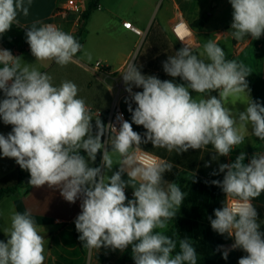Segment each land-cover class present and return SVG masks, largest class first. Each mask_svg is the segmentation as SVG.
<instances>
[{"label": "clouds", "instance_id": "obj_1", "mask_svg": "<svg viewBox=\"0 0 264 264\" xmlns=\"http://www.w3.org/2000/svg\"><path fill=\"white\" fill-rule=\"evenodd\" d=\"M31 2L0 0V35L18 24L19 15L29 14ZM229 2L231 37L259 39L264 34V0ZM26 38L36 61H54L61 67L73 62L82 49L73 35L38 20L27 28ZM85 55L91 60L90 53ZM163 70L183 83L144 75L129 63L122 76L125 91L136 104L133 110L126 98L132 123L121 114L117 129L97 118L93 134V117L85 100L78 98L74 82L53 86L51 75L0 49V90L5 97L0 100V118L12 126L7 136L0 134V153L29 172L31 186L58 188L69 203L82 198L74 224L83 247L124 251L131 246L135 264H197L196 248L187 237L179 240L177 252V241L164 233L185 199L177 183L164 179L173 164L147 153L141 159V145L151 143L177 154L211 145L213 160L227 157L244 143L249 126L255 137L264 140V105L249 97L246 77L251 70L242 62L227 60L214 39H208L199 54L193 53L190 42L185 43L163 62ZM133 87L143 90L134 92ZM214 91L218 96L211 95ZM242 95L247 97L245 110L230 109L229 101ZM133 123L143 126V136L133 130ZM105 133L109 139L102 142ZM101 151V166H90ZM114 155L119 169L109 177L106 172L114 166ZM245 157L240 152L234 162L219 165L223 179L211 183L222 189L226 199L222 208L214 210L215 219H209L213 231L234 240L231 249L246 253L238 264H264V232L253 204L264 193V154H254L247 164ZM125 173L127 180L122 179ZM127 187L133 189L130 200ZM10 219L5 230L8 239L0 241V264H44L45 237L31 213L13 212ZM223 258H228V251Z\"/></svg>", "mask_w": 264, "mask_h": 264}, {"label": "crops", "instance_id": "obj_2", "mask_svg": "<svg viewBox=\"0 0 264 264\" xmlns=\"http://www.w3.org/2000/svg\"><path fill=\"white\" fill-rule=\"evenodd\" d=\"M67 1L32 0L29 14L27 16L19 15L18 24L12 25L9 31L0 35V49L10 50L14 56L20 57L22 63L31 64L32 67L42 73L51 75L53 86H59L65 80L74 82L79 89L78 98L84 99L91 110L93 134L96 131L95 119H100V112H107L110 109L115 93V84L120 79L119 73L108 77L95 76L90 67L97 61H101L108 70L117 72L127 58L135 53V65L142 74L154 75L161 80H172L178 84L183 83L179 77H170L163 70V62L181 48L171 30L178 15H182L192 26L199 39L200 47L193 52L194 54H199L202 51L203 45L208 39H214L224 50L227 60L242 62L251 70V73L246 77L247 81L256 77L264 79V34L255 40L250 36L241 41L233 39L230 35L233 9L229 0H153L151 10L146 9V4L145 6L126 5L128 0H100L99 7L91 12L82 32L83 14L71 12L63 24L64 31L78 38L82 45V49L76 54L73 62L61 67L54 61H36L30 46L26 42L27 28L31 27L32 23L37 20L41 24L49 21L53 12L65 5ZM90 1L85 6L84 12L87 10ZM158 3L161 4V7L155 11ZM209 9H211L209 21L202 28L194 27L193 24ZM127 21L145 32L144 39L139 38L123 26V23ZM77 25L79 26L78 31ZM39 26L41 25H37V27ZM251 47H254L255 51L253 59L245 56ZM86 52L91 54V60L85 55ZM133 90L136 92L143 89L133 87ZM212 93L218 96V92ZM191 94L193 97L199 96L195 92ZM249 97L253 100L251 89ZM4 98L3 91L0 90V100ZM126 98L134 110L136 104L131 101L130 97ZM126 98L123 100V107L128 121L132 123V114L128 111ZM246 103L247 97L242 95L239 98H232L228 107L233 111L242 112L247 107ZM6 126L0 118V134H2L3 127L6 129ZM9 126L12 128L11 125ZM132 127L142 136L146 132L143 126H137L133 123ZM244 135L245 139L249 135L254 136L251 132V126L244 132ZM208 146L201 150L199 160L202 159L205 150L215 152L211 145ZM141 148L143 151L173 164L172 171L166 172L164 179L174 181L179 187L184 186L185 189L182 191L185 193V198L189 195V189L193 188L194 191L192 197L196 200L188 204L182 202L180 208L177 209L176 217L168 222L166 230L172 228L173 225L176 229L178 218H186L191 222L189 241L196 248L197 264L202 261L210 264H238L242 254L241 249H231L234 240L229 238L227 234L220 235L213 231L209 219V217L215 219L214 210L222 208L226 199V194L222 189L211 183L213 180L222 179L223 173L219 172V165L223 163L221 158L217 156L213 160L212 158L216 154L205 156L204 169L209 171L212 176L209 177V175L198 172L199 165H194V169H187L178 163V158H182V156L184 162H188L189 159L186 156L190 157L191 155L188 151L177 154L175 151L169 152L165 148H154L151 143L142 144ZM239 152L246 153L244 163L247 164L250 162V153L258 151H252L251 147L244 142L236 146V149L229 156H224L226 163H232L233 157L237 156ZM100 153L102 160L103 151ZM97 159L98 156H96L95 162L90 161V166L96 167ZM117 159L118 157L114 155V166L111 171L106 172L109 177L119 169V165H115ZM175 159L177 160L175 161ZM0 162L2 166L6 164L0 170V182L4 181L0 183V188L16 185L19 172L26 177L30 176L29 172L22 170L14 159L10 163L6 162V157H3L2 153H0ZM190 164L193 165V163ZM214 172L217 174L214 175ZM122 179H128L126 173L123 174ZM207 182L210 184L209 190L205 187ZM201 185H203V189L197 192ZM131 192H133L131 187L125 189L129 200L132 199L129 195ZM201 199L203 202L199 203ZM5 201H10L13 212L31 213L38 231L45 237L46 259L44 264H135L132 261L131 247L124 251L105 247L100 249L83 247V243L79 240L80 233L76 231L74 224L75 218L81 212L82 198H78L75 203H69L61 196L58 188H50L47 184L35 187L26 184L24 181L16 194L4 198L0 204L5 203ZM253 204L258 212V222L261 223L260 231L264 232V193L254 199ZM7 214H5L4 208L0 206V216H5V220L0 218V241L4 242L8 239L5 230L11 224V220L6 217ZM193 222L199 223L200 227L205 230L203 237H195ZM224 251H228L226 260L223 258Z\"/></svg>", "mask_w": 264, "mask_h": 264}, {"label": "built area", "instance_id": "obj_3", "mask_svg": "<svg viewBox=\"0 0 264 264\" xmlns=\"http://www.w3.org/2000/svg\"><path fill=\"white\" fill-rule=\"evenodd\" d=\"M88 2L89 0H68L65 5L57 8L53 12L49 21L42 23V25H52L64 31L63 24L66 22L68 15L71 12H76L80 15L84 14L85 6L87 5ZM123 26L127 28L128 30H130L135 35H137L139 38L144 39L146 35L145 32L139 29L138 27H136L135 25H133L131 22H128V21L124 22ZM76 29L78 31L79 26ZM171 30L175 38L179 42L181 48L184 47L185 43L187 42L191 43L193 52L196 51L200 47L199 39L197 38L192 26L183 18L182 15H178L175 18V21L172 24ZM135 61H136V54L134 53L127 58L123 66L117 72H112L108 70L107 67L104 66V64L101 61H97L94 65L90 67L94 75L97 77L98 76L108 77V76L114 75L115 73L120 74V79L115 84V93L113 96L112 105L110 109L107 111L105 125L112 123L116 126L117 129H119L121 121L118 120L117 117L120 116L121 114H122L123 120L128 121L127 114L125 112V109L122 103L126 97H130V96H129V93L125 91L126 85L124 84L122 73L126 70L129 63L132 62L135 64ZM89 111L91 112L90 109ZM100 115H101V112H100ZM108 139H109L108 133H105L103 142L107 141ZM108 146L109 145H106V147ZM145 153L153 155L146 151H142L138 155L141 157V159H143ZM254 154L260 155V154H264V152L258 151L255 153H250V157H252ZM129 195L131 198H133V192H131Z\"/></svg>", "mask_w": 264, "mask_h": 264}, {"label": "trees", "instance_id": "obj_4", "mask_svg": "<svg viewBox=\"0 0 264 264\" xmlns=\"http://www.w3.org/2000/svg\"><path fill=\"white\" fill-rule=\"evenodd\" d=\"M99 1L100 0H91L90 3H89V6L87 8V10L84 12L83 14V26L81 28V32L83 31V27L85 26V23L88 21L89 17H90V14L91 12L94 10V9H97L99 6ZM211 9L207 10L203 15L202 17L197 20L193 25L194 27L196 28H202L210 19L211 17ZM81 37V36H80ZM78 40V38H77ZM248 84H249V87L253 93V101H256V102H259L261 103L262 105H264V79L261 78V77H256V78H250L248 80ZM215 95V94H213ZM106 117H107V112H101V115H100V120L105 124L106 122ZM103 139H104V136L102 137V142H103ZM209 147V146H208ZM109 150H111L110 148V145L108 146ZM189 150H192L191 152ZM188 152L190 155L189 156H186L189 160L188 162H184V158L182 156V158H178V163H180L183 167L187 168V169H194L195 166L194 165H199L198 166V172L200 174H205V175H209V177H212L209 173V171H205L204 169V158L206 155H210V154H215V152H212L210 150H205V154L203 155L202 159L199 160V155L201 154V150H193V149H189ZM82 155H87L86 153H84L83 151L81 152ZM192 154H195V155H192ZM97 156H98V159H97V164H96V167L97 166H100V159H101V153L98 152L97 153ZM195 156V157H194ZM222 160V164H226V159L224 156H219ZM174 160V158H173ZM177 159H175L176 161ZM190 163H193L190 164ZM223 175L224 173L222 174V179H223ZM25 178L26 176L21 174L19 172V176H18V183L16 185H13V186H8V187H3V188H0V202L4 199V198H7V197H10V196H13L14 194L17 193L18 191V188L20 185H22L25 181ZM221 179V181H222ZM209 182H207L206 184V189L209 190ZM203 185H201V188L197 189V192H200L203 187ZM184 186H180L181 190L184 191L185 188H183ZM196 192V191H195ZM27 194V192H26ZM192 194H194V191H193V188L189 189V195L188 197H186L183 202L185 204H188L189 202H194L196 200V198L192 197ZM203 202V200H199V203ZM190 220L186 219V218H178V223L176 225V229L175 228V225L172 226V228L164 231V233L166 235H168L169 237H171L172 239L176 240L177 241V248L175 251H179V240L180 239H183L185 237H187L189 240H190V235H191V232H190ZM194 224V227H195V231H194V234H195V237H198V236H202L205 234V230L203 228L200 227L199 223H196V222H193ZM190 242V241H189ZM194 246V245H193ZM131 247V246H129ZM195 247V246H194ZM175 254V253H174ZM126 256V255H125ZM102 260V259H101ZM124 261H126V258H124ZM132 261L135 263V261L132 259ZM198 264H210L209 262H206V261H202Z\"/></svg>", "mask_w": 264, "mask_h": 264}, {"label": "rangeland", "instance_id": "obj_5", "mask_svg": "<svg viewBox=\"0 0 264 264\" xmlns=\"http://www.w3.org/2000/svg\"><path fill=\"white\" fill-rule=\"evenodd\" d=\"M152 1L153 0H148V1L147 0H128V3H126V5L129 4L130 6H132V5L145 6V4H146V6H145L146 9L151 10L152 9ZM160 7H161V4L158 3L157 6H156L155 11H158L160 9ZM162 11H163V9H162ZM254 53H255L254 47H251L245 53V56H248V57L253 59L254 58ZM211 95H213V93H211ZM195 98H198V97L195 96ZM11 131H12V128L9 125H7L6 129L3 127L2 134L7 136V134L10 133ZM244 142L246 143V145H249V147H251L252 151H263L264 150V140H260L259 138L255 137V136H251V135L247 136V138L245 139ZM239 154H240V152L237 154V156ZM237 156L233 157V159H232L233 162L235 161V158ZM11 161H12V158H6V162L10 163ZM4 166H6V164H3V166H2L1 162H0V170H1V167H4ZM100 166H101V159H100ZM1 182L3 183L4 181H1ZM0 206H1V208H4L5 214L8 213L6 217H8L10 219L11 218V214L13 213V211H11L12 205H11L10 201H5V203H1ZM1 217H2V220H5V216H0V218ZM241 251H242L241 257L245 256L246 253L242 249H241Z\"/></svg>", "mask_w": 264, "mask_h": 264}, {"label": "water", "instance_id": "obj_6", "mask_svg": "<svg viewBox=\"0 0 264 264\" xmlns=\"http://www.w3.org/2000/svg\"><path fill=\"white\" fill-rule=\"evenodd\" d=\"M29 180H30V176L26 177V178H25V183H26V184H29Z\"/></svg>", "mask_w": 264, "mask_h": 264}]
</instances>
